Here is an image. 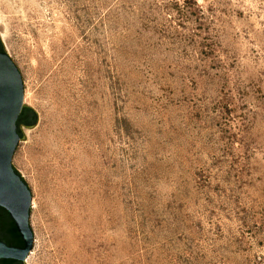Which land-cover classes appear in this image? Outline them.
Here are the masks:
<instances>
[{"label":"rangeland","instance_id":"rangeland-1","mask_svg":"<svg viewBox=\"0 0 264 264\" xmlns=\"http://www.w3.org/2000/svg\"><path fill=\"white\" fill-rule=\"evenodd\" d=\"M24 105V264H264V0H0Z\"/></svg>","mask_w":264,"mask_h":264},{"label":"water","instance_id":"water-1","mask_svg":"<svg viewBox=\"0 0 264 264\" xmlns=\"http://www.w3.org/2000/svg\"><path fill=\"white\" fill-rule=\"evenodd\" d=\"M37 121L35 109L24 105L21 72L0 39V264H24L34 246L32 194L13 155L25 137L20 123L33 127Z\"/></svg>","mask_w":264,"mask_h":264},{"label":"trees","instance_id":"trees-1","mask_svg":"<svg viewBox=\"0 0 264 264\" xmlns=\"http://www.w3.org/2000/svg\"><path fill=\"white\" fill-rule=\"evenodd\" d=\"M22 125H25V124L24 123H20V128H21Z\"/></svg>","mask_w":264,"mask_h":264},{"label":"bare ground","instance_id":"bare-ground-1","mask_svg":"<svg viewBox=\"0 0 264 264\" xmlns=\"http://www.w3.org/2000/svg\"><path fill=\"white\" fill-rule=\"evenodd\" d=\"M26 261H27V260H26ZM26 261H25V262H26Z\"/></svg>","mask_w":264,"mask_h":264}]
</instances>
